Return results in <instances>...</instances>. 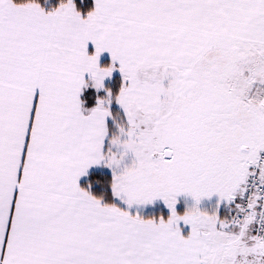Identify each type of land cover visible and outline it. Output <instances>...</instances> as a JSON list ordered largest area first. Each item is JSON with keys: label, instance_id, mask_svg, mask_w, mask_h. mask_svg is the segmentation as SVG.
<instances>
[{"label": "snow or ice", "instance_id": "obj_1", "mask_svg": "<svg viewBox=\"0 0 264 264\" xmlns=\"http://www.w3.org/2000/svg\"><path fill=\"white\" fill-rule=\"evenodd\" d=\"M0 264H264V0H0Z\"/></svg>", "mask_w": 264, "mask_h": 264}, {"label": "crops", "instance_id": "obj_2", "mask_svg": "<svg viewBox=\"0 0 264 264\" xmlns=\"http://www.w3.org/2000/svg\"><path fill=\"white\" fill-rule=\"evenodd\" d=\"M106 59H107V55H106V57H105Z\"/></svg>", "mask_w": 264, "mask_h": 264}]
</instances>
